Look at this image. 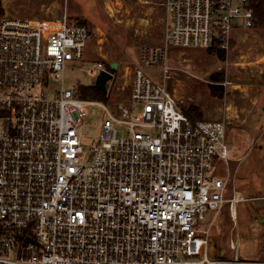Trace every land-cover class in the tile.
Returning <instances> with one entry per match:
<instances>
[{"label": "built area", "instance_id": "obj_1", "mask_svg": "<svg viewBox=\"0 0 264 264\" xmlns=\"http://www.w3.org/2000/svg\"><path fill=\"white\" fill-rule=\"evenodd\" d=\"M165 6L166 47L143 50L131 98L112 107L116 114L103 104L109 118L90 151L83 125L86 106L97 102L65 86L68 65L86 59L90 26L0 18V264H264L241 258L238 232L233 258L210 250L209 213L229 203L237 227L240 203L264 201L227 199L229 178L214 173L217 158L230 161L227 123L192 120L147 73H170L169 46L230 52L256 28L254 7L251 0ZM104 70L114 77L99 61L86 72L97 78Z\"/></svg>", "mask_w": 264, "mask_h": 264}, {"label": "rangeland", "instance_id": "obj_2", "mask_svg": "<svg viewBox=\"0 0 264 264\" xmlns=\"http://www.w3.org/2000/svg\"><path fill=\"white\" fill-rule=\"evenodd\" d=\"M166 0H2L4 15L29 19L43 26H58L80 20L91 28L92 38L86 59L70 63L65 70V86L76 90L80 85L94 86L96 75L86 69L94 62L117 63L108 82L105 99L85 98L97 103L86 106L82 144L90 151L97 143L104 122L109 118L106 105L128 102L133 91V71L141 64L146 48H165L168 25ZM219 53L223 54L220 55ZM166 75L148 71L156 81L166 84L181 108H199L201 119L224 120L228 127L230 161L218 158L214 173L229 178L226 198L236 193L245 197L264 195V30L257 27L242 33L230 52L213 49H185L169 46ZM76 66L75 68L71 66ZM229 81L230 86L214 96L212 86ZM61 81L53 82L60 88ZM116 114L115 112H113ZM210 249L213 256L233 258L229 242L240 234L243 260L264 258V201L238 205L235 226L227 203L218 214L209 213ZM200 238H205L202 234Z\"/></svg>", "mask_w": 264, "mask_h": 264}, {"label": "trees", "instance_id": "obj_3", "mask_svg": "<svg viewBox=\"0 0 264 264\" xmlns=\"http://www.w3.org/2000/svg\"><path fill=\"white\" fill-rule=\"evenodd\" d=\"M252 6L254 7L255 14L258 19L256 27L258 29L264 30V0H251ZM4 15L2 8V0H0V18ZM223 56V54L219 53ZM223 86H212L211 92L214 96L221 95V90ZM78 92L82 98L95 97L99 99H105V95L97 90L94 86L80 85ZM192 120H201L202 112L199 108L192 107L187 112H185Z\"/></svg>", "mask_w": 264, "mask_h": 264}, {"label": "water", "instance_id": "obj_4", "mask_svg": "<svg viewBox=\"0 0 264 264\" xmlns=\"http://www.w3.org/2000/svg\"><path fill=\"white\" fill-rule=\"evenodd\" d=\"M112 70L118 69L117 63H110ZM113 78V74L108 71H102L101 74L96 78L94 87L102 93H108L107 84Z\"/></svg>", "mask_w": 264, "mask_h": 264}, {"label": "crops", "instance_id": "obj_5", "mask_svg": "<svg viewBox=\"0 0 264 264\" xmlns=\"http://www.w3.org/2000/svg\"><path fill=\"white\" fill-rule=\"evenodd\" d=\"M233 220V219H232ZM213 223H214V220H213V222H212V225H213ZM237 226H238V220H237ZM237 232H238V228H237ZM238 234V233H237ZM239 235V238H240V234H238ZM229 246H230V242H229ZM211 250V249H210ZM220 256H226L225 254H222V255H220ZM218 257V256H217Z\"/></svg>", "mask_w": 264, "mask_h": 264}]
</instances>
